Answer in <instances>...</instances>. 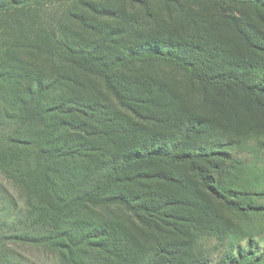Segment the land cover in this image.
Masks as SVG:
<instances>
[{
	"label": "rangeland",
	"instance_id": "374dc122",
	"mask_svg": "<svg viewBox=\"0 0 264 264\" xmlns=\"http://www.w3.org/2000/svg\"><path fill=\"white\" fill-rule=\"evenodd\" d=\"M28 3L38 13L28 21L33 30L48 28L61 37L69 26L86 40L108 37L96 55L109 61L111 71L101 78L43 59L23 46L33 31L20 33L0 17V104L25 95L32 79L22 70L29 67L54 73L37 93L39 105L107 99L111 112L101 113L100 127H94L89 108L57 109L50 139L41 136L25 149L6 139L15 124L0 109V151L13 158L0 156V264H264V97L244 94L234 84L264 87V9L234 4L217 12L205 0ZM92 3L114 11L103 17L88 11ZM162 48L220 82H199L174 62L139 59ZM60 68L69 69L64 77L74 81L53 80ZM107 131L110 136L103 135ZM26 132L20 130L18 138ZM101 134L115 137L127 153L158 151L179 161L129 165L111 189L112 202L82 205L76 198L87 189L73 185L103 160ZM47 146L66 154L68 172L48 178L72 209L62 210L53 227L25 220L32 197L22 183L23 173L44 182L45 155L36 154ZM134 192L151 199L148 209Z\"/></svg>",
	"mask_w": 264,
	"mask_h": 264
},
{
	"label": "trees",
	"instance_id": "16d2710c",
	"mask_svg": "<svg viewBox=\"0 0 264 264\" xmlns=\"http://www.w3.org/2000/svg\"><path fill=\"white\" fill-rule=\"evenodd\" d=\"M205 1L208 2L217 12L225 11L227 5L234 4H252L256 7L264 9V0ZM90 10L92 12L99 13L103 17L104 15L110 16L114 11L111 8H106L104 6L93 3L90 4L88 8V11ZM35 12L36 15H38L37 10L31 9L28 0H0V17L4 19L7 27H16L17 29H19L20 33H24L25 31V34L28 33L29 30L33 31L30 36L25 37L23 46L25 45L26 47H28V49L35 51L43 59L53 62H60V64L66 65L68 66V68H73L74 70H77L83 74H91L93 76L101 78L109 77V73L111 71L110 64L108 63L109 61L96 55L97 49L100 47V45H105L106 42L104 40H108V37L102 38L101 40L97 38L86 40V38H84L79 32H77V30L69 26H66V28H62L64 36L61 37L52 33L48 28L33 30V27L29 25L28 21L30 20V18H32ZM84 19L90 21L88 17H83V20ZM69 35H71V37H69ZM77 38L80 40L82 38L84 42H78ZM179 57L172 55L170 52L164 50V48L160 50H150L148 52H142L139 54V59L142 61H162L170 63L174 62L179 66H184L185 68H187V71L190 73V75L199 82L201 81L207 84H217L220 82V79L218 77L200 73L196 64H194L193 62L189 63L188 61L181 60V57L180 59ZM28 68L26 69L25 67L26 70H22L20 68V70H22V75H28L32 79V84L26 87L25 95L19 97L18 99H11L7 97L5 98V100L9 101V104H0V109L2 110V118L15 124V127H13L6 135V139L9 143H11V145H13V143H18L24 145L25 149H28L34 146L33 143L38 139H41V136H45L47 137V139H50V135H52V133L50 132V126L56 124L54 119L53 123L55 124H52L50 122V119L52 118L51 114L57 109L65 112L63 108L71 107L80 109L82 111H85L87 108H89L90 115L95 118L96 124L94 127H100L98 126V124L102 119L101 113L103 115L110 114L111 111L109 112L108 110L110 101L107 99H103L102 101L95 99L93 100L95 101V103L90 104V101L85 102L80 97H70V100L68 99L66 102H63L56 107H44L42 105H39L36 101L37 93L46 89V87L48 86L47 80H50L54 73L45 74L46 72H33L32 69L29 68L28 70ZM60 69L62 70L63 74L56 71L57 73L53 80L74 81L72 76H70L69 74L67 75V77H64L66 76V73L67 71H69V69ZM234 84L244 94L256 98L264 97L263 86H257L247 83L245 84L242 82ZM95 112L98 113L96 114ZM63 123L64 122H62V124ZM20 130H26L28 132H26L23 137L21 136L22 138H18ZM103 133V135L109 134L110 136V133L108 131ZM103 135H100L101 148H99L105 150V153H103V160L99 164H96L93 169H91L93 171L91 172V176L89 178L85 179L80 185H73L75 187L79 186L87 189L82 198L80 196H78L79 198H76L77 202L83 200V202H81L82 205L85 203L86 205L89 203L105 205L108 202H112L111 194H113V191H111V189L114 188V184H116L115 182L118 181L123 170L129 165L142 163L148 164L151 162L170 165L174 162L179 161H177L174 156L171 157L158 151L147 150L143 152L142 150H138L136 151V154H132L130 151L127 153L129 148L127 151L126 149H122L121 147L118 148V142L115 141L117 140L115 139V137H112V140H107V138H104ZM15 139H20V143ZM37 152V159H41V155H45L43 158V164H41L40 166L44 171V174H40L43 177L44 182L38 183L36 180L32 181L30 179V176H26V174L23 173V177H25L26 179H23L22 183L27 190L31 191L32 197V201H30L32 202V205L30 204V210L26 212L25 220L33 224L41 223L40 225H43V227H50V225L53 227L57 220H59L60 217L63 216V212L61 211H67L71 209V205L67 207V204L64 203V200H62V198L57 194L54 188L56 185L55 182L53 180H50L48 177L50 173L55 174L68 172L65 169L66 165L68 164L67 158L65 157V153L60 154L58 149L48 148V146L46 148H38ZM0 156L8 160L13 159L11 155L6 154L5 151H0ZM49 157H51V159ZM189 163L193 170L201 169L197 165H195L194 162ZM38 165L40 164L38 163ZM139 193L140 192H134L132 194L140 197V200H145L139 205L146 209V205L151 201V199L147 198V196L144 197L143 194ZM149 193L150 191H148L147 195H149ZM124 197L126 196L123 194L122 198L128 201L129 204L132 202H129V200ZM132 197L134 196L132 195ZM114 200H116L115 197ZM227 203H229V205L231 207H234L235 209H241L239 204H237L236 202L228 201ZM108 205L109 204H107V206ZM134 206L131 207L134 208ZM77 209L78 208H75L73 209V211L76 212ZM84 209L87 208L84 207Z\"/></svg>",
	"mask_w": 264,
	"mask_h": 264
}]
</instances>
